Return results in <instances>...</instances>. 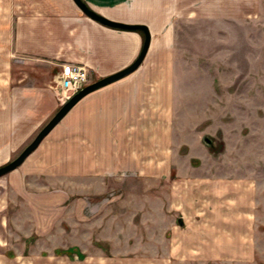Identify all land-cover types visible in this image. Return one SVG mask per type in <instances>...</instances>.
Listing matches in <instances>:
<instances>
[{
    "label": "rangeland",
    "instance_id": "obj_1",
    "mask_svg": "<svg viewBox=\"0 0 264 264\" xmlns=\"http://www.w3.org/2000/svg\"><path fill=\"white\" fill-rule=\"evenodd\" d=\"M173 29V89L157 91V122L152 106L127 125L121 154L72 159L83 106L0 176V264H264V26ZM14 66L11 84L39 71ZM59 70L12 127L17 90L0 88V166L73 95Z\"/></svg>",
    "mask_w": 264,
    "mask_h": 264
},
{
    "label": "crops",
    "instance_id": "obj_2",
    "mask_svg": "<svg viewBox=\"0 0 264 264\" xmlns=\"http://www.w3.org/2000/svg\"><path fill=\"white\" fill-rule=\"evenodd\" d=\"M84 1L111 19L144 24L151 31L149 49L135 71L88 93L67 112L72 115L86 106L78 115L80 122L76 129L71 131V156L76 158V163L78 159H87L86 164L93 161L87 166L94 170L104 167L96 165L97 153H122L120 147L124 143L119 139L125 137L127 125L130 130H135L136 125L140 129L146 109L151 114L153 106L154 119L150 116L148 120L157 122V91H165L168 96L173 89L170 80L175 51L173 27L264 26V0ZM144 38L140 30L112 27L97 21L75 0H0V74L6 75L0 77L3 80L0 84L7 81L6 86L0 85V88L17 90L11 99L10 127L20 122V115L33 112L39 100H44L50 69L61 70L66 62L82 63L96 80L132 63L141 51ZM153 48L157 55L160 51L165 61L160 65V76L151 81L148 74L154 63L151 62ZM26 63L39 71L30 69L26 72L28 77L21 76L20 81L11 84L14 65ZM145 66L147 70L143 71ZM144 104L148 106L144 108Z\"/></svg>",
    "mask_w": 264,
    "mask_h": 264
},
{
    "label": "water",
    "instance_id": "obj_3",
    "mask_svg": "<svg viewBox=\"0 0 264 264\" xmlns=\"http://www.w3.org/2000/svg\"><path fill=\"white\" fill-rule=\"evenodd\" d=\"M77 5L90 17L96 19L97 21L117 28L122 29H130V30H142L144 32L145 38L143 42V46L141 48L140 53L135 58V60L127 65L126 67L113 72L109 75L101 77L95 81H92L86 84L84 87L80 88L76 91L57 111L56 113L48 120V122L38 131L33 140L21 151L19 155H17L14 159L9 161L8 163L0 166V176L8 173L9 171L17 168L21 165L24 160L31 154L41 143L44 137L55 127V125L67 114V112L85 95L88 93L105 86L113 81H116L131 72L135 71L140 64L142 63L145 55L149 49L151 42V31L150 28L144 24H133L126 23L122 21H118L115 19H111L91 7L84 0H75Z\"/></svg>",
    "mask_w": 264,
    "mask_h": 264
},
{
    "label": "built area",
    "instance_id": "obj_4",
    "mask_svg": "<svg viewBox=\"0 0 264 264\" xmlns=\"http://www.w3.org/2000/svg\"><path fill=\"white\" fill-rule=\"evenodd\" d=\"M60 87L69 92L68 97L89 82V69L86 65L76 62L62 64L59 72Z\"/></svg>",
    "mask_w": 264,
    "mask_h": 264
},
{
    "label": "trees",
    "instance_id": "obj_5",
    "mask_svg": "<svg viewBox=\"0 0 264 264\" xmlns=\"http://www.w3.org/2000/svg\"><path fill=\"white\" fill-rule=\"evenodd\" d=\"M140 31H142V30H140ZM143 32V31H142Z\"/></svg>",
    "mask_w": 264,
    "mask_h": 264
}]
</instances>
